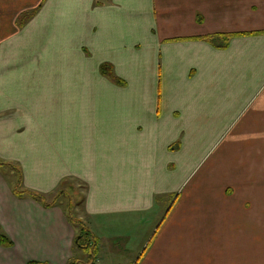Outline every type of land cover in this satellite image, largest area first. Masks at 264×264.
Wrapping results in <instances>:
<instances>
[{"label": "crops", "instance_id": "obj_1", "mask_svg": "<svg viewBox=\"0 0 264 264\" xmlns=\"http://www.w3.org/2000/svg\"><path fill=\"white\" fill-rule=\"evenodd\" d=\"M211 129L262 142L235 141L226 155L246 167L224 168V153L172 203L175 142ZM0 160L27 190H73L76 216L109 244L96 264H264V0H0ZM9 183L0 174L13 241L0 264L81 260L64 197L47 208Z\"/></svg>", "mask_w": 264, "mask_h": 264}, {"label": "rangeland", "instance_id": "obj_2", "mask_svg": "<svg viewBox=\"0 0 264 264\" xmlns=\"http://www.w3.org/2000/svg\"><path fill=\"white\" fill-rule=\"evenodd\" d=\"M203 132H206L208 135L204 140H178L175 142L177 144L174 143L175 145L173 146V149L177 150L179 154V162H182L183 168L178 176V185H182V188L180 192L175 195L172 203L176 201L179 196H181V194L186 190L189 185L193 186L201 184L205 174L216 169L223 168L224 153V168L241 169L246 167L248 162H241L242 156L237 154V156H233V158H231V156L229 157L228 155H226V153L230 151L229 150L227 152L226 149L229 147H233L235 141H237V153L249 152L250 149L254 148L255 146H259L260 142H262V140H234L235 131L232 132L226 140H215L218 133L220 132L219 129L198 130L199 136H201ZM181 149L183 150L181 151ZM235 164H237L238 167L235 166ZM0 174L6 181L10 182V185H8L11 186V189L12 187H15L16 180L18 178V172L16 170L8 166H0ZM73 188L75 189L76 187L74 186ZM71 193V197H77V195L73 194V190L71 191ZM62 201L66 203V198H64ZM164 213L166 214V212ZM147 217L152 218V216ZM157 217L155 216L153 218ZM156 223L152 221L148 225V227L152 226V229H155ZM124 243L125 241L121 238L115 241V244L118 248L123 247ZM106 248L109 249V244L107 245V242L103 239V241L101 242L100 249L102 251ZM102 254L103 258L105 253Z\"/></svg>", "mask_w": 264, "mask_h": 264}, {"label": "trees", "instance_id": "obj_3", "mask_svg": "<svg viewBox=\"0 0 264 264\" xmlns=\"http://www.w3.org/2000/svg\"><path fill=\"white\" fill-rule=\"evenodd\" d=\"M36 13L35 11L24 13L21 15L18 25L19 28H22ZM232 37V35L226 36V43ZM222 38V35H211L204 37L205 40L216 43L218 40ZM226 43L224 45H226ZM226 47V46H225ZM101 72L103 75L107 76L109 79L120 83V80H117L114 77L113 70L109 65H103L101 68ZM0 166H8L18 172V178L16 181V185L13 188L14 194L19 197H32L39 202H41L45 207H53L57 205L58 200L64 197L66 198V214L69 221L73 224V226L77 230V235L75 238V247L80 249L83 252V258L81 260L73 261L71 264H96L98 262L100 256V239L98 236L88 227V225L81 219H79L75 214V201L73 197H71L72 193L68 192L66 189H61L52 195H44L41 193H37L34 191H30L24 188L23 186V176L19 169L16 168L13 164L6 163L0 160ZM67 182V181H66ZM66 185L65 183L62 184ZM169 212V211H168ZM167 212V214H168ZM0 246L2 247H11L13 246V241L7 237L0 228ZM35 264V263H31Z\"/></svg>", "mask_w": 264, "mask_h": 264}]
</instances>
